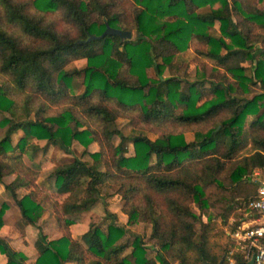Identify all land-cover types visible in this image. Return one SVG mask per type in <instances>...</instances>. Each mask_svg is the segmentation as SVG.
I'll return each instance as SVG.
<instances>
[{"label": "trees", "instance_id": "obj_1", "mask_svg": "<svg viewBox=\"0 0 264 264\" xmlns=\"http://www.w3.org/2000/svg\"><path fill=\"white\" fill-rule=\"evenodd\" d=\"M263 1L0 0V18L31 38L21 44L0 27V73L8 75L0 83V110L15 115V99L8 92L12 86L24 93L20 108L26 115L0 118V125H6L0 137V181L13 174L4 188L25 222L35 224L46 201L60 231L49 240L37 232L30 263L0 242L3 264H83L88 255L92 264H215L222 255L225 262L231 242L223 225L231 214L229 230L244 219L234 210L246 208L264 178ZM204 6L207 10L196 11ZM49 13H61L75 33L59 32L41 19ZM105 24L128 30L130 36L87 40ZM214 25L216 32H209ZM194 38L204 44L198 52L211 59L208 79L163 76L172 56ZM255 43L261 46L258 51ZM79 58L85 60L82 67L64 68ZM75 75H81L79 93L68 91ZM255 84L258 92L251 91ZM32 101L34 118H29ZM119 115L142 122L156 137L125 135L115 124ZM17 129L22 135L11 143ZM187 130L193 133L189 141L182 133ZM113 136H118L115 144ZM28 137L63 146L73 139L83 146L93 141L98 148L88 151L90 162L73 157L58 163L38 186L33 161L38 147H25ZM128 140L133 152L126 155ZM25 153L30 163L23 160ZM204 169L207 180L200 176ZM223 172L230 196L239 201L230 199L211 214H195L189 202L206 208L207 191L214 185L225 189ZM105 182H118L115 193L122 197L126 222L150 223L147 238L156 247L154 255H147L138 235H126L113 222L102 228L91 221L78 237L70 236V224L98 200ZM20 188L25 190L21 194ZM138 193L143 200H134ZM6 207L0 203V226ZM232 258L235 264L246 262L240 251Z\"/></svg>", "mask_w": 264, "mask_h": 264}, {"label": "rangeland", "instance_id": "obj_2", "mask_svg": "<svg viewBox=\"0 0 264 264\" xmlns=\"http://www.w3.org/2000/svg\"><path fill=\"white\" fill-rule=\"evenodd\" d=\"M22 2H28V0H17ZM264 2V1H263ZM207 10V7H200L196 8V11H205ZM1 12V10H0ZM32 12H34L32 10ZM36 13V12H34ZM42 20L47 22H52L53 27L55 30L59 32H65L69 33L70 35H73L74 27H72L69 23L65 22L63 19H61V13H49V14H42ZM0 27L6 29L10 35H13L15 38L19 40L21 44H29L31 43V38L24 35L19 27L16 24L12 23H6L0 18ZM216 25L213 26L212 30L209 32H216ZM134 35V34H133ZM33 44H36L34 42ZM256 47H258V44H254ZM204 48V44L199 42L196 38L190 40L188 42L187 47L184 50L178 51L172 56V59L169 64L164 66L162 70L163 76L168 75H174L178 77H183L186 81H192L194 79H203L207 80L209 75L211 74V59L207 56L200 54L198 52L199 49ZM256 51H258V48H256ZM253 58L256 56L255 51L252 53ZM159 60V59H158ZM85 60L83 58L74 59L69 61L65 64V69H71L73 67L80 68L84 65ZM243 64L247 65L246 61H243ZM252 64H249L247 66L246 70H249ZM8 75L0 73V83L1 82H7ZM204 85L207 83L204 82ZM83 89V84L81 82V75H75L70 84L69 92L72 93H79ZM252 92H258L259 87L257 84L252 85L251 87ZM8 92L11 94V96L15 99V105L17 107V110H15V115L11 116L9 111L7 110H0V118L3 116L6 117H12L14 120H21L26 115L21 110V104L23 102L24 93L21 91H18L15 87L10 86L8 88ZM33 104H31L32 110L28 113L29 118H34V112H33V106H35L34 101H32ZM11 118V119H12ZM116 126L121 130L122 133L125 135H133V134H144L149 138H154L157 135V132L150 129L147 125L143 124L142 122H139L135 120L134 118H128L122 115H119L115 119ZM6 125L1 126L0 125V137L3 135ZM183 136L186 141H189L193 138V133L191 130L183 131ZM22 135V130L17 129L13 131L10 135L11 143H15L16 140L19 138V136ZM32 141V142H31ZM112 142L115 144L118 142V136L112 137ZM28 143H33L37 147L42 148L43 152L38 151L34 152V163L39 165V177L37 181H40V179H44L47 177L49 171L56 166L60 162L69 161L73 157L80 158L82 160L91 161V157L87 154L88 151H93L98 148V145L96 142H89L86 146H83L76 140H71L70 144L67 146L58 145L56 143H49L44 139H35L32 137H28L25 141L24 146L27 147ZM126 149L125 152L126 155L132 154V144L128 140L126 141ZM23 160L26 163H30V159L25 153L23 156ZM150 160H153V156H151ZM224 172L221 174L220 181L223 182L225 185V189L221 187H217L214 184L213 190L207 191L206 197H207V207L204 209H200L196 206V204L192 201L189 202V207L195 214H200L201 211H204V213H213L220 211L223 206H225V203L229 202L230 199L233 201H239V198L230 196V185L228 184L227 179L223 175ZM200 176L207 180L209 178V171L204 169L201 171ZM11 178V176H6L3 178V181H8ZM47 185V182H44ZM118 182H115L114 184H110L108 182H105L100 186V194L98 200L91 206V208L83 214L78 216V222L73 226V234L76 235L77 233H81L84 230L87 229L89 222L98 223L102 228L106 225L107 222H113L121 227H123L125 234L128 236L138 235L142 241L144 248L146 249L147 255H154V252L156 250L155 245L153 242L148 240L147 236L150 232V223L149 222H126V214L120 209V203L122 200V197L115 193ZM25 190L23 188H20L18 190V193L21 194ZM237 194V193H236ZM60 198V197H59ZM140 201L143 200L142 195L138 193V196L134 198V200ZM140 199V200H139ZM5 202L7 205V209H5L4 218L2 225L0 227V242L2 245L7 248L10 252L14 251H20L24 254L25 257L27 255H30V253L33 251L32 242L37 237V232L40 230L45 239H54L57 238L59 235V231L56 228V224L54 222V215L51 210L50 205L48 202H43L41 204V211H40V218L38 220V224L36 225H26L24 223L25 220L21 217L19 211L16 208V205L13 202V198L10 195V193L4 189L3 184H0V203ZM240 205V204H237ZM44 209V211H43ZM236 211V212H235ZM240 212L242 215H245L247 212V209L244 208V205H240L239 207H236L234 210V214ZM234 215L231 214L229 216L228 222L223 225V227L226 229V231L229 230L228 223L232 221V217ZM204 215H202V219H204ZM216 220H219L217 217ZM198 227V225H196ZM229 236V235H228ZM230 238V237H229ZM230 247L228 252L225 255V262L224 255L222 264H235L234 260L232 258V255L236 254L239 250L235 247L233 241L229 239ZM127 251V248L123 250L122 253H125ZM0 254H3L0 252ZM221 257V256H220ZM3 259H5V255L2 257L0 256V263L3 262ZM93 257L92 256H86L83 264H92L93 263ZM32 260H29L27 263H30ZM67 264L73 263V262H65Z\"/></svg>", "mask_w": 264, "mask_h": 264}, {"label": "built area", "instance_id": "obj_3", "mask_svg": "<svg viewBox=\"0 0 264 264\" xmlns=\"http://www.w3.org/2000/svg\"><path fill=\"white\" fill-rule=\"evenodd\" d=\"M246 209L248 217L227 233L245 260L252 256V264H264V178L257 181L255 196L247 201Z\"/></svg>", "mask_w": 264, "mask_h": 264}, {"label": "crops", "instance_id": "obj_4", "mask_svg": "<svg viewBox=\"0 0 264 264\" xmlns=\"http://www.w3.org/2000/svg\"><path fill=\"white\" fill-rule=\"evenodd\" d=\"M259 47H261L260 46V44H258V47H256V48H258L259 49ZM38 151H41V152H43L44 150H43V147L42 148H40V147H38V150L36 151V152H38ZM36 163H38V162H36ZM39 165H38V175H37V177L35 178V180H34V182L38 185V186H42V182H40V181H42L43 180V178L42 179H40V181H37L38 180V177H39ZM6 176H11V178L8 180V181H10L12 178H13V174H9V175H5V176H3L2 177V180L0 181V184L2 183L3 184V187H4V183H7L8 181H3V178L4 177H6ZM5 189V188H4ZM20 190V189H19ZM8 191V190H7ZM9 192V191H8ZM13 202H14V204L16 205V203H15V201H14V199H13ZM3 203H5V202H3ZM43 203V202H42ZM41 203V204H42ZM51 207V206H50ZM16 208H17V205H16ZM7 209V208H6ZM17 210H18V208H17ZM51 210H52V212H53V215H54V210H53V208L51 207ZM43 211H44V209H43ZM4 213H5V211H4ZM4 213H3V218H4ZM81 214H83V212L82 213H80L79 215H81ZM41 215V214H40ZM40 215L38 216V218H37V220H36V222H35V224H31V223H24V224H26V225H36L37 226V222H38V220H39V218H40ZM245 217L247 218L248 216H246L245 215ZM54 218V222H55V224H56V221H55V217H53ZM77 222H78V219L74 222V223H72V224H70V226H69V230H70V236L71 237H73V238H76V237H78L81 233H77L76 235H74L73 234V226H75V224H77ZM1 227V226H0ZM56 228H57V225H56ZM58 229V228H57ZM59 231V230H58ZM85 231V230H84ZM1 234V233H0ZM59 235H60V231H59ZM58 235V236H59ZM35 240V239H34ZM33 240V241H34ZM32 246H33V242H32ZM33 248H34V246H33ZM5 255V254H4ZM3 254H0V256H4ZM35 255H36V251H35V248L33 249V251L30 253V255H27V257H25V259H24V262L25 263H27L29 260H33L34 259V257H35ZM5 260H6V256H5V259H3V262H1L0 264H3L4 262H5ZM65 264H67V263H65ZM70 264H74V263H70Z\"/></svg>", "mask_w": 264, "mask_h": 264}, {"label": "water", "instance_id": "obj_5", "mask_svg": "<svg viewBox=\"0 0 264 264\" xmlns=\"http://www.w3.org/2000/svg\"><path fill=\"white\" fill-rule=\"evenodd\" d=\"M108 34V35H117L120 38H125L130 36V31L121 29V28H116L112 27L108 24H105L103 30L99 35H88L87 40L92 39V38H100L103 35ZM223 260V255L218 259V261L215 264H222ZM253 257L250 256L249 259L246 260L245 264H252ZM203 264H212L209 261H203Z\"/></svg>", "mask_w": 264, "mask_h": 264}]
</instances>
